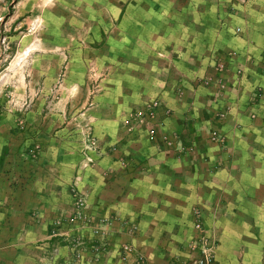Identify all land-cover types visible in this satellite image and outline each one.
Segmentation results:
<instances>
[{
	"label": "crops",
	"instance_id": "crops-1",
	"mask_svg": "<svg viewBox=\"0 0 264 264\" xmlns=\"http://www.w3.org/2000/svg\"><path fill=\"white\" fill-rule=\"evenodd\" d=\"M121 2L90 103L66 104V120L58 104L47 118L26 113L33 158L9 164L3 131L17 116L0 112V264H196L203 239L210 264H264V0ZM154 100L153 129L128 132ZM73 189L88 226L70 223Z\"/></svg>",
	"mask_w": 264,
	"mask_h": 264
},
{
	"label": "rangeland",
	"instance_id": "rangeland-1",
	"mask_svg": "<svg viewBox=\"0 0 264 264\" xmlns=\"http://www.w3.org/2000/svg\"><path fill=\"white\" fill-rule=\"evenodd\" d=\"M119 3L121 0H0V112L17 116V121L9 122L3 131L7 135L5 141L14 144L13 157L17 158L15 161L12 158L9 164H20L24 156L33 158L40 150V142L29 138L32 125L24 120L29 110L35 107L37 116L47 118L50 112H56L52 106L58 104L60 116L66 120L73 117L71 113L62 114L66 104L77 108L86 96L90 103L93 94L100 90L108 68H100L99 56L106 55L105 41H108V32L115 27L110 10ZM104 17H107L106 22ZM108 18L110 23H107ZM71 68L74 74L68 72ZM159 108L157 100L137 108L125 121L126 130L130 132L145 126L151 131ZM58 124L60 127L61 121ZM73 127L71 136H79L77 140L82 142L83 126ZM163 142L170 149L177 144L171 137ZM85 160L93 161L92 158ZM71 192L70 223L88 226L85 197L75 189ZM75 197L82 199V207L77 206ZM106 233L104 228L91 229L93 236L103 237ZM85 245L83 237L77 235L71 242V251L81 255ZM91 250L96 259L102 248L93 246ZM50 254V250H45L44 260ZM48 260L43 264H53L50 258ZM142 262L143 256L139 255L137 263Z\"/></svg>",
	"mask_w": 264,
	"mask_h": 264
},
{
	"label": "built area",
	"instance_id": "built-area-1",
	"mask_svg": "<svg viewBox=\"0 0 264 264\" xmlns=\"http://www.w3.org/2000/svg\"><path fill=\"white\" fill-rule=\"evenodd\" d=\"M75 199H76L77 206L78 207H82L83 206L82 199L80 197H75ZM196 227L199 228L200 225L196 224ZM123 249L125 251H130L131 250L129 245H124ZM201 250H202V253H203V257L199 258L198 260H196V264H210L213 261L212 247L204 239L202 240V249Z\"/></svg>",
	"mask_w": 264,
	"mask_h": 264
}]
</instances>
